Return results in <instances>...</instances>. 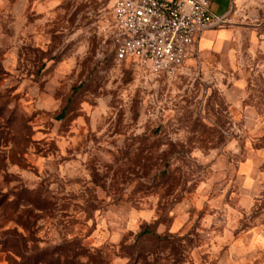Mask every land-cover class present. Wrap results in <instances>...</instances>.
Listing matches in <instances>:
<instances>
[{
	"label": "rangeland",
	"instance_id": "1",
	"mask_svg": "<svg viewBox=\"0 0 264 264\" xmlns=\"http://www.w3.org/2000/svg\"><path fill=\"white\" fill-rule=\"evenodd\" d=\"M244 2L156 74L115 59L113 0H0V264H264V0Z\"/></svg>",
	"mask_w": 264,
	"mask_h": 264
},
{
	"label": "built area",
	"instance_id": "2",
	"mask_svg": "<svg viewBox=\"0 0 264 264\" xmlns=\"http://www.w3.org/2000/svg\"><path fill=\"white\" fill-rule=\"evenodd\" d=\"M225 19L210 0H113L115 59L170 74L197 52L201 34Z\"/></svg>",
	"mask_w": 264,
	"mask_h": 264
},
{
	"label": "crops",
	"instance_id": "3",
	"mask_svg": "<svg viewBox=\"0 0 264 264\" xmlns=\"http://www.w3.org/2000/svg\"><path fill=\"white\" fill-rule=\"evenodd\" d=\"M244 1L245 0H210L211 10L217 15L225 16V23H227L231 21L234 9H236L240 4H244ZM220 26L205 30L199 38L198 45L205 49L211 45H214L216 42H223L228 36L231 35V32L228 29H216Z\"/></svg>",
	"mask_w": 264,
	"mask_h": 264
},
{
	"label": "trees",
	"instance_id": "4",
	"mask_svg": "<svg viewBox=\"0 0 264 264\" xmlns=\"http://www.w3.org/2000/svg\"><path fill=\"white\" fill-rule=\"evenodd\" d=\"M147 234H151L150 230H148L147 228L145 230H143L141 233H140V236H144V235H147Z\"/></svg>",
	"mask_w": 264,
	"mask_h": 264
}]
</instances>
